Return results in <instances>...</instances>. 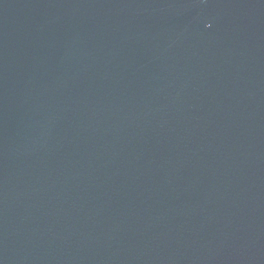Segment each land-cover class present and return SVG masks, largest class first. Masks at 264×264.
<instances>
[{"label": "water", "instance_id": "obj_1", "mask_svg": "<svg viewBox=\"0 0 264 264\" xmlns=\"http://www.w3.org/2000/svg\"><path fill=\"white\" fill-rule=\"evenodd\" d=\"M0 264H264V0H0Z\"/></svg>", "mask_w": 264, "mask_h": 264}]
</instances>
